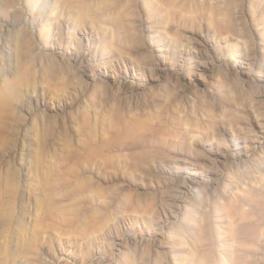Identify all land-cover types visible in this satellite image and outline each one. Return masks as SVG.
<instances>
[{"label": "rangeland", "instance_id": "obj_1", "mask_svg": "<svg viewBox=\"0 0 264 264\" xmlns=\"http://www.w3.org/2000/svg\"><path fill=\"white\" fill-rule=\"evenodd\" d=\"M0 264H264V0H0Z\"/></svg>", "mask_w": 264, "mask_h": 264}]
</instances>
